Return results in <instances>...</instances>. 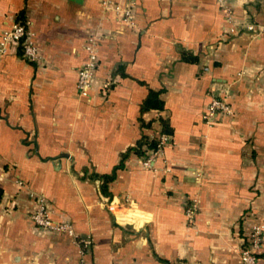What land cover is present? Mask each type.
<instances>
[{
	"label": "crops",
	"instance_id": "0c3cea01",
	"mask_svg": "<svg viewBox=\"0 0 264 264\" xmlns=\"http://www.w3.org/2000/svg\"><path fill=\"white\" fill-rule=\"evenodd\" d=\"M98 1L0 0V36L22 19L40 55L0 49V264H238L255 224L264 264V35L227 33L216 0H136L133 28ZM228 5L237 21L264 20V0ZM90 35L98 61L79 97ZM148 90L162 109L141 110ZM211 95L231 113L207 126ZM159 118L170 143L153 168L128 152L102 192L100 176L156 137ZM33 194L78 241L32 225Z\"/></svg>",
	"mask_w": 264,
	"mask_h": 264
},
{
	"label": "built area",
	"instance_id": "2783aa9c",
	"mask_svg": "<svg viewBox=\"0 0 264 264\" xmlns=\"http://www.w3.org/2000/svg\"><path fill=\"white\" fill-rule=\"evenodd\" d=\"M101 11L108 12L113 19L122 25L133 28L136 26L135 10L136 0H99ZM219 8L224 13L227 21V33L236 34L240 32L248 33L252 38L264 35L263 21H237L232 13L228 0H216ZM98 38L96 35L88 36L84 45L86 59L76 70L75 89L79 97H87L90 85L94 76V71L98 61ZM13 44L18 47L19 55L26 61H38L39 52L32 42V33L27 27V22L19 19L14 21L10 27L4 30L0 36V49L3 50L7 45ZM109 82L102 85L105 88ZM230 106L225 97L211 95L207 102L202 121L210 126L220 115H229ZM157 143L154 148L148 149L141 157V164L145 168H153V163L163 151V148L170 143V135L160 133L156 136ZM34 206L29 213V220L36 228L43 229L53 234H62L70 237L73 241L77 240V235L72 224L67 219L54 220L51 217L47 202L42 195L33 194ZM111 210V208L109 207ZM196 210V200L191 198L185 204L184 216L188 223H192ZM263 226L255 224L249 229L245 241L239 249L238 264H257V252L260 247L261 233ZM88 245V241L83 242Z\"/></svg>",
	"mask_w": 264,
	"mask_h": 264
},
{
	"label": "trees",
	"instance_id": "16d2710c",
	"mask_svg": "<svg viewBox=\"0 0 264 264\" xmlns=\"http://www.w3.org/2000/svg\"><path fill=\"white\" fill-rule=\"evenodd\" d=\"M183 58L186 61H193L194 60L193 57H186L185 56ZM159 93H160V91L148 90L147 95L142 102L141 110L143 111V110H148V109H155V110L162 109L163 102H162V100H160L158 98ZM158 121H159V124L161 126L158 133L159 134L160 133L169 134L170 130L167 128L165 121L162 118H159ZM142 125H143V123H142ZM156 143H157L156 137L148 138L145 135H141L133 146L127 148L124 151L120 162L116 166L113 167L111 174L100 176V180H102V182L100 184L102 192L105 191L106 182L112 178L114 170L121 166V162L127 156L128 152H133L135 155L142 157L145 155L146 150L154 148ZM161 262H162V264H179L178 262H168V261H161Z\"/></svg>",
	"mask_w": 264,
	"mask_h": 264
},
{
	"label": "rangeland",
	"instance_id": "374dc122",
	"mask_svg": "<svg viewBox=\"0 0 264 264\" xmlns=\"http://www.w3.org/2000/svg\"><path fill=\"white\" fill-rule=\"evenodd\" d=\"M106 207H107L108 210H110V209H109V204H108Z\"/></svg>",
	"mask_w": 264,
	"mask_h": 264
},
{
	"label": "bare ground",
	"instance_id": "6f19581e",
	"mask_svg": "<svg viewBox=\"0 0 264 264\" xmlns=\"http://www.w3.org/2000/svg\"><path fill=\"white\" fill-rule=\"evenodd\" d=\"M112 210H113V208H112Z\"/></svg>",
	"mask_w": 264,
	"mask_h": 264
}]
</instances>
